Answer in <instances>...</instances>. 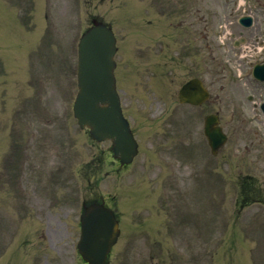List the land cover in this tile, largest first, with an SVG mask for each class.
Segmentation results:
<instances>
[{"label": "rangeland", "instance_id": "obj_1", "mask_svg": "<svg viewBox=\"0 0 264 264\" xmlns=\"http://www.w3.org/2000/svg\"><path fill=\"white\" fill-rule=\"evenodd\" d=\"M226 1L228 0H200L201 18L203 15L208 18L209 11L211 15L215 14V25L210 32L216 33V40L212 42L216 49V57L219 60L227 56V51L221 46V40H224V38L220 39L218 37L219 29L221 26H227L229 31L231 30L239 37L241 28L237 20L245 12H249L248 6H241V0ZM243 1L246 2V0ZM262 2L264 3V0ZM1 3L9 6L13 14L9 8L4 7ZM41 3L46 4L45 9L37 10L35 6L33 13L29 16L30 13L27 12V5L23 6L22 11H20V7L12 2L8 1L6 3L5 0H0V173L4 169L2 162L8 155L10 148L13 150L20 149L21 151L23 147L32 144L31 140H33L35 134L36 139L34 141L42 137L44 133L49 134L43 143H40L37 149H35V152L38 154V159L36 160L31 157V160L28 161V167L24 172L28 176L22 173L23 178L21 179L17 177L19 174L13 179L11 174L9 178L0 177V185L2 188L0 190V199L4 200V208L0 209V214H2V217L8 215L11 220L18 217L16 213L20 212L23 206V200L19 199L18 187L20 186L18 183L23 180L26 185L30 183L38 185L37 176H39L40 186L47 185L50 175V173H47V170L52 167L58 168V156L63 158L65 157V152L68 153L70 138L72 136H76L77 138L76 142L73 141L71 147L75 150L76 148L79 149V152H76L82 156L80 159H84L92 153L89 148L83 149V140L79 137L80 134L78 131H76V125L70 110L72 109V102L77 92L75 77L76 56L74 53L78 39L86 26V19L89 13H105L99 6L100 2H96L94 9L90 12L87 11L84 0H42ZM45 10H50V16L47 19L45 18ZM22 14H25V16H22ZM13 15L18 18V22ZM107 16L109 17V15ZM17 23L19 24L20 31L24 35V40H20L22 33L19 31ZM50 29H55L61 38L62 45L58 43V46H56L55 44L53 48L55 52L61 54L62 59L66 63L69 57L72 60L70 75L67 73L62 75L61 73L64 70H60L61 68L59 66H55L57 74H60V82L54 79L55 74L52 71V65L49 64V59L46 57L41 58L40 52L46 50L45 46L39 50L40 52L38 54L31 58L32 66L37 65V68H40L38 78L32 77L29 70L28 56L34 52L33 50L42 41L44 34H52L49 31ZM52 41L54 42V38ZM23 42L27 44V47L23 48L21 45L18 46V44H22ZM15 47H18L20 50ZM38 60L39 64H37ZM219 60L218 64H216V74H213L210 80L209 75L206 74V78L213 92V110L220 112L225 127L229 129L232 126L231 115L233 107L235 105H248L247 96L249 93L243 87L244 82L237 81L238 79H236V74L233 69H231L230 76L226 78L218 72L220 66H222ZM192 66L193 64L190 65V67ZM34 69L36 68L34 67ZM184 74L185 72L180 71L177 74V79L174 77L173 82L176 83L175 89L184 80L189 78L187 74L183 78ZM222 89H225V91ZM147 98L149 100L148 104H151V98ZM124 102L128 107L138 103L135 95L125 96ZM165 102L168 107L172 109L177 108L180 116L184 119V130L193 131L192 142H195L198 138L199 141H203V114L206 113V110L195 112L191 108H179L177 107L176 97L173 94L167 98L165 97ZM13 110L16 111L14 114L16 116L15 121L11 120ZM24 110L29 112V116L24 121L25 124L23 123L21 125L20 121L24 120L27 113H24L22 116V111ZM135 110L136 108L133 107L131 110L132 113H135ZM40 111H48V114H54L56 118L54 123L47 126L43 124L45 122L38 121L45 117L43 114L37 113ZM197 113L198 115H195ZM52 135L56 143L48 142V144H44L49 138H52ZM169 136L174 137V134H169ZM42 145H44L46 154L49 156L47 158L50 160V164L48 168L42 166L40 173L37 175H31L30 169L32 163L34 162L39 165L42 163L41 154L38 152V149ZM205 148L206 146L204 145ZM12 157L13 155H10V158ZM180 159L177 154H172L169 150L168 154L164 153L162 155V158L151 156V173L155 172L158 175L153 176L147 174L138 178L137 181L140 185H143L142 188L145 187L153 196H149L148 199H151L154 204V213L152 212L154 217L156 216L155 211L160 214L159 202L164 198L168 201L169 211L174 216H176L177 207H180L179 211H181V214L185 218H188H184L185 223L189 220L192 223L197 221L198 217L204 216V212L201 211L204 206L201 205V199H205V196L201 198L199 191L192 193L196 183L191 184L194 182L191 179L198 173L195 163ZM220 162L222 170L216 171L214 174L217 176V179L216 181L212 180L213 182H217L215 188L212 185V199L215 200V204L210 203V208L206 211V222L210 219L211 224L209 222L205 224L210 231H198L196 227L188 230L183 235L181 249L184 255L189 252V256H186V262H177L176 264H193L192 251L188 249L191 248V244L188 243L187 237L189 236V242H192L194 241V236H198V234L201 237L196 246V251L199 253L204 251L205 254L210 253L216 256L215 260L210 259L208 264H226L231 256L234 257L235 264H264V244L262 246L259 242L260 238L264 240V236H253L251 230L253 227L249 226L252 218L257 215L255 212L264 214L262 207L256 205L251 207L245 212L242 221H239L237 225L233 222L232 218L234 215H231V212L235 205L237 192H235L236 189L232 193L230 192V186H234L235 183L232 182L233 178L227 174V172H230V168L233 167H225L224 162L222 160ZM4 163L8 164L6 159ZM153 165H158L160 170H157V167ZM260 171L261 178H264V166L260 168ZM142 175L143 173H138L139 177ZM161 177L167 178L168 182L164 184ZM145 181L148 183L143 184ZM157 181L159 185H164L162 190L166 194L161 195L162 190L158 188ZM202 182H207V180L202 179ZM58 184L67 185L66 177L60 176L58 178ZM69 185L71 189L69 191L72 196L76 197L80 195L78 192L80 189L77 191L78 183L76 181H71ZM110 185H112V179L109 183H104V190L111 191ZM197 188L199 189L198 186ZM200 189L202 190V186ZM39 194L41 197L47 195L46 190L43 189H40ZM192 197H194V201H192ZM20 218H22V214ZM162 219L164 224L165 218ZM168 220L170 223L174 222L170 217H168ZM47 227L48 230L45 234L49 238L46 237L45 242L42 244L44 248L41 249H45L46 251H43L40 257V264H76L78 258L74 253V244L77 241L78 234L76 233L75 225L50 224ZM123 227H125L123 230L124 237L116 248L111 264H150L148 258L151 252V246L149 245L147 234L144 232L139 234L132 233V230L140 229L136 228L135 225L127 224ZM148 227L150 228V226ZM183 228L184 226L181 227L180 234L184 233ZM155 229L159 230L160 225ZM45 230L46 226L41 225L40 231L42 234ZM191 232H194L192 236L190 234ZM203 232L206 234H203ZM170 241L169 236L166 240V245L169 246ZM56 250H59L61 254L58 255ZM195 264L206 263L201 259Z\"/></svg>", "mask_w": 264, "mask_h": 264}, {"label": "water", "instance_id": "obj_2", "mask_svg": "<svg viewBox=\"0 0 264 264\" xmlns=\"http://www.w3.org/2000/svg\"><path fill=\"white\" fill-rule=\"evenodd\" d=\"M88 43H91V53H87L86 51ZM114 53L115 43L113 35L108 29L102 26L97 27V29L89 33L84 38V41L81 44V62L79 69V82L81 92L75 107L76 116L79 117L81 124H89L93 123L91 120H93L94 122H97L99 120V117L97 115L89 120V114L85 110H82V107H87L83 104L88 99L87 86L89 82L87 76L88 74L90 75V77L96 75L98 79L99 74L104 73L105 65V73L107 72L105 74V77H107V81L110 82L113 79L112 70L114 67ZM87 69H91L95 73H89ZM93 79L94 77L92 78V80ZM106 97L110 98L112 102V110L118 113L119 107H117L115 96L111 88H109L108 92L103 93L100 99L104 100ZM108 217L109 218L104 221H96L95 223L91 224L87 236L84 237L82 252H86L87 256L93 261L102 262V259L99 257V250L101 248H107L106 242L108 237L115 236L116 230L114 228V220L110 216ZM94 238H97V240H94ZM94 243H99L101 244V246L94 250V246L96 247Z\"/></svg>", "mask_w": 264, "mask_h": 264}]
</instances>
